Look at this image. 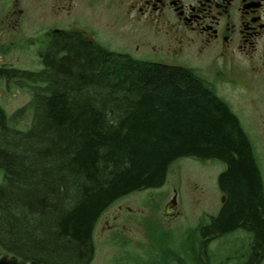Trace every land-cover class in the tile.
<instances>
[{
  "label": "trees",
  "instance_id": "1",
  "mask_svg": "<svg viewBox=\"0 0 264 264\" xmlns=\"http://www.w3.org/2000/svg\"><path fill=\"white\" fill-rule=\"evenodd\" d=\"M45 62L38 72L0 71L33 87L27 129L11 126L0 106L4 264H89L101 215L161 186L183 157L225 163L217 177L224 201L202 239L242 230L252 245L238 264H259L264 181L238 117L213 87L189 68L104 52L75 34L57 35Z\"/></svg>",
  "mask_w": 264,
  "mask_h": 264
},
{
  "label": "flooded vegetation",
  "instance_id": "2",
  "mask_svg": "<svg viewBox=\"0 0 264 264\" xmlns=\"http://www.w3.org/2000/svg\"><path fill=\"white\" fill-rule=\"evenodd\" d=\"M72 34L152 66L189 68L213 88L252 89L264 74V0H0V70H14V50L27 43L46 70L54 39ZM123 216L115 224L119 215H107L93 237L128 243L138 218Z\"/></svg>",
  "mask_w": 264,
  "mask_h": 264
},
{
  "label": "rangeland",
  "instance_id": "3",
  "mask_svg": "<svg viewBox=\"0 0 264 264\" xmlns=\"http://www.w3.org/2000/svg\"><path fill=\"white\" fill-rule=\"evenodd\" d=\"M37 47L27 43L15 49L16 68L12 71H40ZM19 79L18 76H0V106L11 126L22 130L28 128L32 118L29 104L33 87ZM213 89L239 118L264 181V74L252 89L249 85L237 89L222 84ZM224 169L225 163L218 159L179 158L169 166L161 186L134 192L115 202L101 215L95 232L104 227L105 220L109 219L107 215H119L114 223L120 224L125 213H134L138 219L127 227L130 230L125 231L123 237L129 242L123 241L122 245L109 241L106 236H94L95 250L89 264H184V261L192 264V254L197 251L210 264L242 263L240 255L247 256L252 245L246 232L237 230L209 238L207 242L198 232L221 207L222 193L217 177ZM174 194L177 215L170 219L164 214V206ZM123 247L127 250L123 251ZM150 254L155 256L151 258ZM125 256L128 258L124 259ZM2 260H6L4 256H0V264H4ZM259 264H264V255Z\"/></svg>",
  "mask_w": 264,
  "mask_h": 264
},
{
  "label": "water",
  "instance_id": "4",
  "mask_svg": "<svg viewBox=\"0 0 264 264\" xmlns=\"http://www.w3.org/2000/svg\"><path fill=\"white\" fill-rule=\"evenodd\" d=\"M175 207V196L173 199L166 205L165 212L166 213H172L173 208Z\"/></svg>",
  "mask_w": 264,
  "mask_h": 264
}]
</instances>
